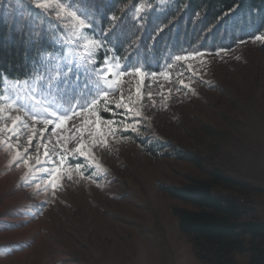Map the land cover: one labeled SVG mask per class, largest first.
Wrapping results in <instances>:
<instances>
[{
  "label": "rangeland",
  "instance_id": "rangeland-1",
  "mask_svg": "<svg viewBox=\"0 0 264 264\" xmlns=\"http://www.w3.org/2000/svg\"><path fill=\"white\" fill-rule=\"evenodd\" d=\"M216 53H205L204 64L199 58L181 61L167 80L149 76L141 84L139 77H125L127 85L109 97L112 111L101 105L99 115L124 119V110L115 107L123 95V102L142 105L148 119L140 121L142 135L119 142L109 137L111 151L94 149L106 170L95 181L86 178L89 169L84 177L73 172L54 196L51 188L37 191L21 179L26 168L10 164L12 153L0 147V264H202L173 213L184 204L163 188L183 187L214 171L234 182L222 195L264 220V45L252 40ZM186 63L199 71L198 78L190 77ZM72 123L55 131L49 125L33 144L51 149L73 134ZM20 142L28 147L26 136ZM30 152L36 156L34 148ZM180 153L201 165L179 159ZM234 261L251 264L248 253L235 254Z\"/></svg>",
  "mask_w": 264,
  "mask_h": 264
},
{
  "label": "trees",
  "instance_id": "trees-1",
  "mask_svg": "<svg viewBox=\"0 0 264 264\" xmlns=\"http://www.w3.org/2000/svg\"><path fill=\"white\" fill-rule=\"evenodd\" d=\"M141 5L147 10L137 20L134 9ZM84 7L94 12L97 26L114 28L110 36L117 37L121 63L131 53L129 66L141 61L149 73L177 74L181 62L175 55L229 51L264 35V0H89ZM113 15L115 21L110 20ZM42 19L31 0H0V76L24 79L42 52L59 53L45 30L50 25L41 24ZM37 31L39 38L33 36ZM4 88L0 82V91ZM146 151L156 156L148 147ZM179 159L201 165L191 154L180 153ZM232 184L214 171L163 190L184 204L173 213L199 262L237 264L234 255L248 253L251 264H264V220L250 217L238 200L220 193Z\"/></svg>",
  "mask_w": 264,
  "mask_h": 264
},
{
  "label": "snow or ice",
  "instance_id": "snow-or-ice-1",
  "mask_svg": "<svg viewBox=\"0 0 264 264\" xmlns=\"http://www.w3.org/2000/svg\"><path fill=\"white\" fill-rule=\"evenodd\" d=\"M36 9L41 10L43 25H50L49 31L53 43L61 49L59 53H41L33 63V72L24 79L0 76V82L5 88L0 91V147L12 153L10 164L26 168L21 178L30 186L35 184L37 191L47 192L52 189V195L62 187L64 179L72 180L73 172L79 173L95 181L96 175L106 173L95 156L94 149H108L111 151L109 137L115 142L132 139L142 135L141 120L143 116L140 106L129 102L115 103L116 109H123L124 119L104 120L99 115L101 105L104 111H112L110 104L114 103L109 97L116 91H122L128 81L125 77H139L143 83L149 76H163L168 79L167 72L149 73L141 61L133 66L127 63V56L121 58L116 54L117 39L110 36L112 29H104L95 23L94 12H89L84 6L89 0H31ZM147 10V5L134 9L135 18L140 20ZM116 16L110 20L115 21ZM99 27V30L97 28ZM57 29L61 33L57 36ZM162 30V29H161ZM33 36L39 38L40 32ZM255 41L264 43V35L255 37ZM243 43V41H242ZM223 51V50H221ZM101 53L103 54L101 56ZM217 52L216 55H220ZM205 53L199 51L175 55L176 62H188L200 59V63H207L203 59ZM186 71L191 78H198L199 71L191 63H186ZM180 83L186 90L193 91L189 85ZM140 88L136 89L140 98ZM130 100V97H129ZM18 113L12 115V113ZM81 121L77 127L75 120ZM5 121H11L9 126ZM72 121V135L58 139L57 144L48 149L42 142L33 144L37 134L43 135L49 125L52 129H65ZM43 125L37 128L35 125ZM102 125L106 126L105 130ZM117 125V127H113ZM27 137L28 147H23L21 138ZM75 141L74 147L69 144ZM34 148L33 157L30 149ZM43 148L44 159L39 158ZM80 162L73 163L72 161ZM35 159V164L30 161ZM43 181L44 187L40 183Z\"/></svg>",
  "mask_w": 264,
  "mask_h": 264
}]
</instances>
